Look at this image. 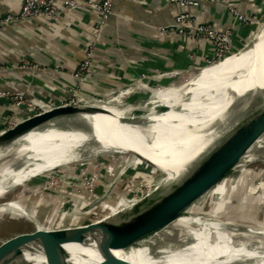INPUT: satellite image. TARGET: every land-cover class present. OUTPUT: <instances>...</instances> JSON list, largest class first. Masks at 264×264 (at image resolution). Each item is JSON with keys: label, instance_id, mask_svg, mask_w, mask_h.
Listing matches in <instances>:
<instances>
[{"label": "bare ground", "instance_id": "1", "mask_svg": "<svg viewBox=\"0 0 264 264\" xmlns=\"http://www.w3.org/2000/svg\"><path fill=\"white\" fill-rule=\"evenodd\" d=\"M216 65L219 66L201 69L180 87L160 90L156 98L170 106L162 114L138 115L132 108L113 105L119 99L113 98L97 103L94 115L54 117L0 150V172L8 177L13 174L15 180L9 183L13 185L96 156L119 153L128 157L138 147L148 144L168 145L172 150L193 154L204 143L198 137L212 136L264 103V30L245 53ZM141 152L147 157L139 158L146 159L154 168L164 164L154 145ZM255 161L264 162V131L230 157L227 164L234 163V168L227 175L244 171ZM247 162L251 163L246 165ZM237 182L243 184L244 179L239 177ZM171 187L160 188L153 200L142 199L98 225L123 227L140 220L144 213L161 206ZM3 193L0 188V194ZM5 208L22 213L15 202ZM195 209L192 207L189 212L192 214ZM226 219L217 217L211 221L190 215L173 223L160 239L145 241L115 255L128 264H264V227L228 225ZM175 235L178 236L175 247H159ZM94 247L93 244L68 245L71 255L68 263H99L101 257ZM27 252L30 264H48L38 246H29Z\"/></svg>", "mask_w": 264, "mask_h": 264}, {"label": "crops", "instance_id": "2", "mask_svg": "<svg viewBox=\"0 0 264 264\" xmlns=\"http://www.w3.org/2000/svg\"><path fill=\"white\" fill-rule=\"evenodd\" d=\"M23 1L0 0V17L17 14ZM113 10L100 29L97 14L87 10L0 29V133L29 114L25 104L16 106V99L39 108L72 99H107L127 91L123 98L136 102L145 96V88L166 87L205 68L215 46L190 33L169 30L183 11L197 24L217 31L231 28L232 53L264 30L263 25L255 33L264 21V0H201L198 6L186 7L173 0H114ZM251 41L230 57L245 53ZM91 49V70L77 77ZM253 205L259 209L256 219L264 221V205Z\"/></svg>", "mask_w": 264, "mask_h": 264}, {"label": "rangeland", "instance_id": "3", "mask_svg": "<svg viewBox=\"0 0 264 264\" xmlns=\"http://www.w3.org/2000/svg\"><path fill=\"white\" fill-rule=\"evenodd\" d=\"M263 25L264 21L259 22L255 33ZM246 44L232 55L240 52ZM216 64L214 65L219 66ZM212 66L208 64L206 67ZM202 70L182 75L166 87L145 88V96L136 102L127 100V97L123 98L127 91L120 96L117 94L102 99V102L119 98L112 104L132 108L133 113L138 115L154 112L162 114L169 111L170 106L156 98L159 91L180 87ZM263 105L264 103H261L254 109ZM209 137H198V139L205 143ZM150 145H154L159 158L162 159L164 163L162 167L157 165L154 168L146 159L139 158L145 155L141 151ZM190 155L172 150L168 145L148 144L138 147L128 157L119 153L96 156L88 161L56 167L13 185L9 183L15 180V176L12 174L8 177L2 171L0 172V188H3L4 193L0 194V240L37 228L55 230L107 218L147 196L159 186L161 181L162 188L180 180L184 161ZM248 163L251 162H247L246 165ZM239 177L244 179L243 184L237 182ZM214 189L206 193L194 206L195 212L192 214L189 212L188 215L211 221L217 217H225L229 222L228 225L264 227V221L256 219L259 209H256L252 203L255 201L264 203V162L251 164L244 171L233 172L216 192ZM14 202L22 213L5 208ZM261 218H264V215H261ZM176 240H178L177 235L165 240V244L159 247L173 248L177 243Z\"/></svg>", "mask_w": 264, "mask_h": 264}, {"label": "water", "instance_id": "4", "mask_svg": "<svg viewBox=\"0 0 264 264\" xmlns=\"http://www.w3.org/2000/svg\"><path fill=\"white\" fill-rule=\"evenodd\" d=\"M101 102L102 99H81L76 103L54 105L27 115L0 133V150L54 117L94 115L96 113L93 110L97 108L95 105ZM263 131L264 105L226 124L209 137L184 161L180 181L172 185L161 206L144 213L140 220L123 227L98 225L104 218L75 227L55 230L37 228L19 233L0 240V264H30L27 251L29 246L34 245L40 248L48 264H69L71 255L66 247L72 244H93L101 257L97 264H128L116 256L115 252L128 251L145 241L160 239L173 223L190 216L189 210L206 193L229 177L230 174H227L234 168V163L227 164L230 157L254 141ZM259 162L261 161L251 164ZM142 167L149 170L145 166ZM161 186L162 181L142 199L153 200Z\"/></svg>", "mask_w": 264, "mask_h": 264}, {"label": "built area", "instance_id": "5", "mask_svg": "<svg viewBox=\"0 0 264 264\" xmlns=\"http://www.w3.org/2000/svg\"><path fill=\"white\" fill-rule=\"evenodd\" d=\"M181 7L187 5L198 6L201 0H173ZM114 9V0H24L20 11L15 15H6L0 17V29L10 26L14 23L34 21V20H53L59 18L65 13L75 10H87L97 14V28L104 27L107 21L112 17ZM169 30L178 31L180 34L190 33L191 37L196 40L205 39L215 46V55L208 62L210 65L221 63L233 53V30L231 28L225 31H217L211 25L197 24L192 20V15L188 11L181 12L176 19L175 25ZM167 29L163 30V33ZM94 51L91 49L87 53L86 60L80 65L77 77L85 76L90 72L92 67V58ZM79 102L76 99L70 100L68 103ZM22 104L27 106L29 113H37L44 108L54 105L37 107L29 101L16 99V106ZM16 122L11 121L13 126ZM10 126V127H11Z\"/></svg>", "mask_w": 264, "mask_h": 264}]
</instances>
